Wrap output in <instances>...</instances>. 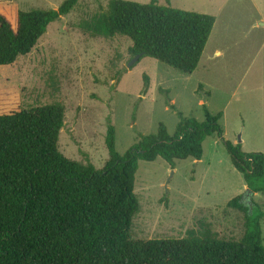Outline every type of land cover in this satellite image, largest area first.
<instances>
[{
	"label": "rangeland",
	"instance_id": "obj_1",
	"mask_svg": "<svg viewBox=\"0 0 264 264\" xmlns=\"http://www.w3.org/2000/svg\"><path fill=\"white\" fill-rule=\"evenodd\" d=\"M63 1L0 0V11L15 27L18 10L56 9ZM109 1L79 0L48 26L29 54L0 66V114L62 101L60 151L101 168L109 158V122L122 155L143 135L155 134L161 123L173 134L180 116L204 121L205 110L222 113L224 139L207 137L200 160L177 159L174 167L161 157L139 161L134 187L139 208L131 237L182 238L193 231L200 237L209 232L239 240L246 229L245 212L228 203L243 194L264 213V192H248L225 141L240 143L245 152L264 153V0H159L215 17L192 74L150 56L129 67L128 37L87 32L83 23L106 11ZM261 227L264 244V216Z\"/></svg>",
	"mask_w": 264,
	"mask_h": 264
},
{
	"label": "trees",
	"instance_id": "obj_2",
	"mask_svg": "<svg viewBox=\"0 0 264 264\" xmlns=\"http://www.w3.org/2000/svg\"><path fill=\"white\" fill-rule=\"evenodd\" d=\"M78 1L64 0L56 9L18 10L15 27L0 11V66L9 67L29 54L48 26ZM214 23L211 14L159 0H110L108 9L83 28L94 35L126 36L133 57L150 56L192 74ZM144 83L146 92L147 75ZM221 115L205 110L204 121L180 116L173 134L161 123L155 134L143 135L122 155L109 122V158L97 168L60 151L62 101L0 114V264H264V213L243 200V194L228 203L245 212L246 229L239 240L209 232L200 237L193 231L182 238L131 237L139 208L134 192L139 161L161 157L174 167L177 159L200 160L207 137L224 139ZM225 146L248 192H264V153L245 152L230 141Z\"/></svg>",
	"mask_w": 264,
	"mask_h": 264
},
{
	"label": "water",
	"instance_id": "obj_3",
	"mask_svg": "<svg viewBox=\"0 0 264 264\" xmlns=\"http://www.w3.org/2000/svg\"><path fill=\"white\" fill-rule=\"evenodd\" d=\"M140 57H141V54H136V55L132 58V60H131L130 63L128 64V66L130 67L131 65H133L136 61H138V60L140 59ZM203 101H205V99H204Z\"/></svg>",
	"mask_w": 264,
	"mask_h": 264
}]
</instances>
